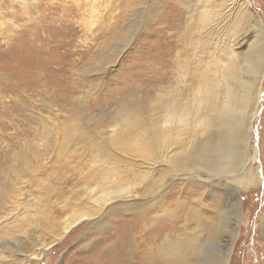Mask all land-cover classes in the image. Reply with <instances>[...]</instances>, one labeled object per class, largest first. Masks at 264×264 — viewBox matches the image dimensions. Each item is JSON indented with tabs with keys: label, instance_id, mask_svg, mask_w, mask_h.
I'll use <instances>...</instances> for the list:
<instances>
[{
	"label": "rangeland",
	"instance_id": "374dc122",
	"mask_svg": "<svg viewBox=\"0 0 264 264\" xmlns=\"http://www.w3.org/2000/svg\"><path fill=\"white\" fill-rule=\"evenodd\" d=\"M249 3L250 20L239 10L221 12L216 27L201 23V12L214 9L207 0H0V215L10 214L0 221V263L85 264L117 219L149 200L112 203L43 251L60 232L55 221L80 211L76 202L99 184L108 133L123 126L127 112L157 119L161 102L168 106L176 92L194 106L204 78L224 82L220 66L245 56L254 39L253 13L264 26V0ZM262 86L249 145L259 181L235 193L242 206L229 264H264V80ZM117 166L140 194L145 169ZM186 174L167 176L165 194L188 208L187 197L175 195L179 186L194 190ZM223 236V244L232 240ZM9 245L14 256L3 249Z\"/></svg>",
	"mask_w": 264,
	"mask_h": 264
},
{
	"label": "bare ground",
	"instance_id": "6f19581e",
	"mask_svg": "<svg viewBox=\"0 0 264 264\" xmlns=\"http://www.w3.org/2000/svg\"><path fill=\"white\" fill-rule=\"evenodd\" d=\"M207 2L214 9L207 7L201 12L203 26L218 27L222 22V17H218L221 12L224 17L239 10L250 20L249 0ZM250 29L254 39L246 55L241 59L234 55V60L220 66L223 83H209L208 77L204 78L194 96V106L176 92L168 106L164 107V101L161 102L157 119L146 122L131 112L124 115L123 126L113 127L105 141L109 152L104 155L101 168L104 175L99 184L84 200L76 202L80 211L73 210L62 223L55 221L53 225L60 232L51 243L43 244L44 252L112 203L145 198L149 200L139 205L137 211H131V216L122 215L117 219L119 224L114 232L89 255L85 264L230 263L234 228L242 206L235 193L239 189L248 190L259 181L249 145L252 121L263 90L264 26L254 13ZM171 93L174 92L166 95ZM105 143L99 148L104 149ZM120 163L145 169L138 173L140 177L134 174L140 179V194L134 192L136 181L128 180L126 171L118 168ZM183 173L189 175L186 182L190 181L194 190L179 186L175 188V195L187 197L188 208L181 205L184 203L179 197L175 200L165 194L167 176L176 178ZM216 179L228 183L224 190L214 185ZM208 196L213 197L209 202L204 198ZM172 205H178L179 211L170 210ZM9 217V213L0 215V221H7ZM181 220L186 222L182 229ZM24 229L19 227L21 235L26 234ZM223 235L232 240L223 244ZM3 249L14 256L13 246H3ZM30 259L40 260V257ZM0 264H5L4 260Z\"/></svg>",
	"mask_w": 264,
	"mask_h": 264
}]
</instances>
